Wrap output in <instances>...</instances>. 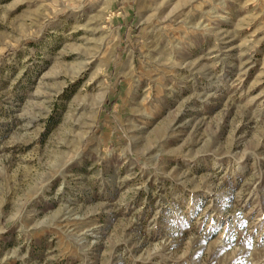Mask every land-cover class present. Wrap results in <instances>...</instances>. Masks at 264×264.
<instances>
[{
  "label": "rangeland",
  "instance_id": "1",
  "mask_svg": "<svg viewBox=\"0 0 264 264\" xmlns=\"http://www.w3.org/2000/svg\"><path fill=\"white\" fill-rule=\"evenodd\" d=\"M0 264H264V0H0Z\"/></svg>",
  "mask_w": 264,
  "mask_h": 264
}]
</instances>
